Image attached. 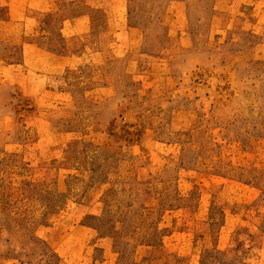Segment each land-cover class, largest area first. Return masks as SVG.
<instances>
[{"label":"rangeland","instance_id":"374dc122","mask_svg":"<svg viewBox=\"0 0 264 264\" xmlns=\"http://www.w3.org/2000/svg\"><path fill=\"white\" fill-rule=\"evenodd\" d=\"M0 264H264V0H0Z\"/></svg>","mask_w":264,"mask_h":264},{"label":"crops","instance_id":"0c3cea01","mask_svg":"<svg viewBox=\"0 0 264 264\" xmlns=\"http://www.w3.org/2000/svg\"><path fill=\"white\" fill-rule=\"evenodd\" d=\"M121 1V0H120Z\"/></svg>","mask_w":264,"mask_h":264}]
</instances>
